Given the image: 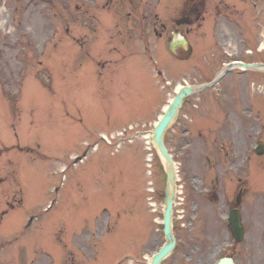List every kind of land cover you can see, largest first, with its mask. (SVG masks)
<instances>
[{
    "label": "rangeland",
    "instance_id": "obj_1",
    "mask_svg": "<svg viewBox=\"0 0 264 264\" xmlns=\"http://www.w3.org/2000/svg\"><path fill=\"white\" fill-rule=\"evenodd\" d=\"M150 1L133 0L136 9L128 4L122 9L116 8L114 18L117 28L113 29V34L121 33L119 45L123 51L128 52L132 47L129 36H136L134 21L137 7L140 3L146 5ZM92 4L93 0H0V93L9 99L11 107L21 98L23 112L19 115L22 120L18 122V126H13V116H9L7 104L0 95V195L10 193L15 185L17 193L23 194L24 198L27 196L31 202L46 204V201H55V207L46 213L48 218L43 225L42 235L47 238V230L50 229L47 224L60 222L64 227L58 229V236L62 237L65 233L77 236L81 232L96 231L101 234L100 231L111 222L115 225L116 236H101L103 241L97 245L101 251L100 259L96 261L95 257L91 258L93 264H109L113 258L112 251L119 249L124 255L139 245L140 239L135 235L142 227L132 217L127 221L119 218L114 207L127 206L128 199H123L117 188L112 192L111 186L116 179L117 186L122 191L130 179L136 180L131 166L132 158H137L142 171L138 175L134 165V172L143 184L147 210L145 223L151 227V234L143 240L138 254L135 251L129 261L134 258L138 260L137 264H149V256L165 241L162 225L165 173L162 159L151 138L155 123L167 99L172 95L173 88H164L163 82L159 81L165 94L161 102L156 103L152 99L154 89L151 88L152 94L149 93L150 99H147L150 87L145 80L141 82L137 78L138 72L126 73V63L116 66L117 76L114 79L95 75L93 59L86 57L85 48H81L82 45L79 44H87V36L90 37L93 34L91 31L97 27L93 11L90 10ZM98 14L101 15L102 12L98 11L97 19ZM103 17V23L110 25L111 19L106 15L100 16ZM66 28L69 29L67 32L70 37L80 36L79 43L73 42L66 35L61 43L59 40L63 35L53 37L54 29L64 33ZM250 28L253 31V27ZM252 34L254 37V33ZM51 40L52 43L47 44ZM122 42L126 44H121ZM231 43L236 47L237 39ZM43 44L47 45L42 47ZM256 45L259 46L258 40ZM93 50L99 51L94 44ZM39 51L42 54L36 62L33 57ZM106 55L109 57L106 59H111L108 52ZM256 55L264 59V53ZM134 59L140 62V73L145 69L149 79L150 65L142 56ZM160 60L168 66L172 64L170 55ZM174 62L178 63L176 59ZM190 64V61H183L179 66L182 68ZM260 77L256 83L263 88L264 73ZM191 81L196 80L192 78ZM137 117V121L127 124L130 129L128 127L127 131L123 130L127 126L125 123ZM124 125L126 126L123 127ZM114 130V134L117 131L123 133L112 144L106 141L109 143L108 147L111 146L107 149L101 138L102 133ZM172 133H167L166 142L178 163L180 175L188 180L190 191L184 195L185 201L179 200L175 213L178 245L164 264H217L221 255L232 250H226L227 244H221L223 237H230L226 227L229 203H213L205 195L201 196L194 186L195 191L191 189L192 184L198 183L203 172L200 143L193 138L175 137ZM94 144L98 145L95 150ZM19 145L33 147L42 152L43 156L25 152L18 148ZM119 149L122 150L117 151ZM239 156L242 159L244 154ZM80 157L83 159L78 160ZM152 163L154 167L150 168L148 165ZM12 169H15L14 173ZM151 171L154 174L151 175ZM190 179L193 180L192 183ZM152 180L159 189L153 208L147 200L148 186ZM256 181L264 184V171L260 168L256 170ZM21 188L23 192H19ZM254 188L257 192L250 190L247 193L242 208L243 216L249 220L256 212H264V186ZM112 194L116 195L113 197ZM106 209H111L107 215L104 213ZM25 221V214L17 210L8 220L9 229L26 231ZM129 234L133 237H129ZM29 236H36L32 237V243L40 241L39 233H30ZM13 237L0 238V264H31L32 259L37 261L35 264H41L40 260L43 261L42 264L53 263L54 258L49 255H34L28 246L20 248L21 243L25 242L23 234L18 236V243L8 241ZM51 237L55 242L59 241L55 236ZM130 239L134 241L133 245L129 243ZM116 240L120 246L116 247ZM55 247H58L56 243ZM250 247L249 239L241 246L243 254L239 252L237 257L240 264L248 263V256L252 253L247 252ZM90 251H93V247L86 250V257H89ZM71 258L72 255L57 254V260L64 262Z\"/></svg>",
    "mask_w": 264,
    "mask_h": 264
},
{
    "label": "flooded vegetation",
    "instance_id": "obj_2",
    "mask_svg": "<svg viewBox=\"0 0 264 264\" xmlns=\"http://www.w3.org/2000/svg\"><path fill=\"white\" fill-rule=\"evenodd\" d=\"M201 5L202 7L192 2L188 3L187 5L183 4L182 9L179 10L178 17L173 19V26L171 28L167 26L168 31H163L161 35L164 33L170 35V33L177 31H181L183 34L188 35L192 31V25L195 24V22L200 18L205 20L207 15L214 13L217 17V26H219L221 25L223 19L228 16V13H224L225 8L222 3H202ZM226 9L236 14L241 21L245 20L246 13L243 8L242 10L238 8V4H234L233 9ZM238 31H242V35H244V29H238ZM166 37L168 36L166 35ZM240 85L243 86V84ZM238 86L239 83H229L226 87H219L217 92L212 93L211 96H218L217 98L212 99L213 102L216 103V114L206 116L203 121L205 124L204 126L208 127L207 136L224 140L226 141V145L230 143L227 140L239 138L238 141H240L242 138L245 146L248 148L249 142L246 140V138L251 136L253 134L252 130L255 129V116L250 114V111L254 109V106H250L246 101H241L240 99L236 98V95L239 93ZM206 102L208 101L202 100L200 104H196L192 99L187 100L183 111H186L189 115H192L195 112L201 111L203 108L209 109V107L206 105ZM240 102H242L243 105L240 106ZM194 106H196L198 109H195ZM202 124L203 122L195 123L196 126H200ZM188 128L182 131V133H194L193 130H189ZM196 132L203 135V132L199 129H196ZM236 162V159L233 160L232 165Z\"/></svg>",
    "mask_w": 264,
    "mask_h": 264
},
{
    "label": "water",
    "instance_id": "obj_3",
    "mask_svg": "<svg viewBox=\"0 0 264 264\" xmlns=\"http://www.w3.org/2000/svg\"><path fill=\"white\" fill-rule=\"evenodd\" d=\"M182 95L183 93H180L175 98L174 104L170 106L169 110L167 111V113L161 120L160 124L158 125L157 130H156V135H155V140L157 142V145L166 160V170H167V175H168V182H167L166 208H165V233L167 236V244L163 248L162 252L154 258L153 264H158V262L173 249L174 244H175V238L171 233L172 231V228H171L172 204H173V199L175 195V192H174L175 167H174L173 160L170 157L169 153L167 152V149L163 143L162 133L164 132V129L171 122L173 116L175 115L177 111L176 106L180 105ZM237 230L239 229L237 228ZM231 262H232L231 259L229 260L225 259L221 264H232Z\"/></svg>",
    "mask_w": 264,
    "mask_h": 264
}]
</instances>
